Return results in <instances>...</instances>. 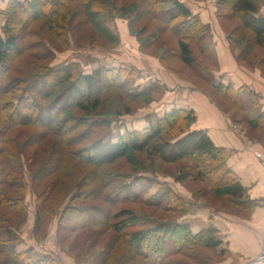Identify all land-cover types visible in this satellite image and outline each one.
I'll list each match as a JSON object with an SVG mask.
<instances>
[{"label": "trees", "instance_id": "16d2710c", "mask_svg": "<svg viewBox=\"0 0 264 264\" xmlns=\"http://www.w3.org/2000/svg\"><path fill=\"white\" fill-rule=\"evenodd\" d=\"M72 1H8L6 8L0 11L5 18L0 25V79L11 62L23 54V31L35 19L41 18L60 45L69 49L71 38L67 25L70 22L69 5ZM81 1L89 9H102V13L94 12V17L98 18L94 20L95 25L111 31L112 35H106L117 41V15L122 16L126 12L124 17L130 20V31L134 32V23L148 14L147 10H140L139 3L135 1L130 3L128 10L120 6L113 14L110 12L112 5L109 0ZM167 1L147 0L146 9L156 12L157 20L163 23L151 32L153 41L171 32L177 40V46L171 54L177 55L187 66L198 68L200 63L194 56L192 43L201 41L202 51L209 52L211 25L193 14L181 0H173V7L164 11ZM259 1L217 0V4L229 7L234 14L242 17L246 29L252 32L256 43L264 48V13L260 11ZM144 42L147 43V40ZM166 58L160 56L164 66L168 65ZM53 59L54 56L30 79L14 78L10 83L0 81V122L4 125L5 136L1 165L11 170L19 169L21 173L20 178L15 179L9 172L0 177L2 264H61L55 256L40 252L32 244L27 249H17V245L25 242L18 232L19 227L13 225L12 217H26V194L31 186L34 194L35 236L44 232L49 219L56 216L59 208V224L65 223L60 224V228L66 234L85 231L91 225L101 227L86 234V241L93 238L89 247L94 249L100 246L101 249L98 253H91L90 260L85 264H184L178 256H183L181 254H186L188 250L195 255L194 251L199 248L209 251L216 249L221 244V232L214 227L194 232L188 223L180 222L186 213L184 200L168 182L159 183L160 192L156 197H145L152 189L153 181H157L151 173L156 171L150 172L151 168L139 165L135 170L137 175L113 174L110 181L100 178L97 171L122 157L136 164L137 155L141 153H147L148 159L156 156L166 163L190 160L194 167H208V170H199L196 177L209 185L214 208L243 214L252 204L248 188L228 165L225 148L216 146L205 130L193 128L197 120L196 112L184 108L164 113L150 112L145 116L148 125L143 130H128L116 141L105 142L100 138L81 146L97 128L111 125L109 115L92 117L99 116L93 114H97L102 106L104 99L102 101L101 95L105 91L108 90L106 97L114 105L122 101L117 90H124L128 96L136 99L142 96L151 98L155 91L161 93L163 88L150 80L145 89L131 91L130 85L140 74L136 68L99 66L86 74L79 63L53 66ZM216 88L224 97H229V87L219 84ZM24 99L28 102L22 105ZM72 108L80 114H66ZM46 110L50 117L43 119ZM129 112V109H124L113 115ZM62 113H65L64 117ZM263 119L264 114L254 124ZM82 127L84 130L79 132ZM165 136L174 139L166 140ZM34 147H40V156H37L36 151L33 152ZM24 157L32 165L37 161L41 163L36 169L27 167L25 170ZM183 169L180 171L185 173ZM115 179L119 181L110 185ZM184 179L189 178L184 176ZM90 187L92 191L86 192L85 189ZM70 193H73L71 197ZM68 196L80 204H65ZM129 202H140L151 207L166 205L167 212L179 207L181 215L170 220L152 219L140 215L135 209L121 207V204ZM69 220L75 223L68 226L66 221ZM106 230L112 233L107 234ZM66 237L62 239L58 235L60 242L71 238L70 235ZM75 242L78 240L74 241V245L77 244ZM195 257H190L192 264ZM207 263L209 261L203 264Z\"/></svg>", "mask_w": 264, "mask_h": 264}, {"label": "rangeland", "instance_id": "374dc122", "mask_svg": "<svg viewBox=\"0 0 264 264\" xmlns=\"http://www.w3.org/2000/svg\"><path fill=\"white\" fill-rule=\"evenodd\" d=\"M8 1L9 0H0V11L6 8ZM109 1L112 5H110L111 14H113L115 11H118V8L120 6L125 10H128L130 3H133L134 1L139 3L138 6L140 10H147L148 14L143 17L141 21H137L134 23L136 24V29L134 32L130 31V20L124 17L126 12H123L122 16L117 15L115 19L116 26L119 31V38L117 41L112 40L108 37L112 35L111 31H106L95 25L94 20H97L98 18L94 17V14H96L94 12L102 13V9L101 11L100 9H89L83 1L73 0L69 5L71 17L70 22L67 25L70 31L71 38V46L69 47V49H66L65 47L60 45L59 41L46 28L45 23L41 18L35 19L31 21V23H29L26 29L23 31V54H21L11 62V66L6 70L5 73H3L0 81L2 80V82L4 83H10L14 78L30 79L37 71L42 70L43 67L50 62L49 60H52L53 56L54 59L53 61H51L53 66H60L68 63H79L82 67L83 72L87 74L93 72V70L99 66H106L108 68H110L111 66L125 67L127 69L136 68L132 65V58L134 60H141L142 58H146L144 54L155 56L159 59L160 64H162L160 56L164 55L167 56L166 59H168V65L164 66L162 64L163 67L169 68L171 71H173V74L176 73L188 82L201 86V89L205 90L213 98H215V100L219 102L222 107L225 106V102L221 99V95L219 94L221 92L218 91V94L213 93L212 89L218 88L209 85L210 81L208 79L212 80L211 70H214L217 65L214 59H210L209 56H207V51V53L203 52L204 50L202 51L201 45L203 43L201 41L192 43L194 56L199 61L200 65L198 66V68L194 66H187L179 60L177 55L171 54L173 52V48L177 46V40L172 37L173 35L171 32L165 33L164 38H161L158 41H153V35L151 32H153V30L156 29L157 26H162L163 23L157 20L158 17L155 15L156 12L151 11L150 9H146L147 0ZM183 1L187 2L189 0ZM203 1L205 2L206 0H198L199 3H202ZM213 1H216V7L210 4ZM205 4L209 8V10L212 11L210 20L213 25V29L218 32L217 27L219 26L221 33L223 35L225 33V35L228 36V38L231 40L234 50L237 49L238 52L240 48H243L241 50H248V54L245 57L249 59L253 58L254 61L251 62L255 64L261 58V54L256 51V46L258 45L256 44L255 37L252 32L246 29V26H244V19L234 14L229 9V7L218 5L217 0H209V2L207 0ZM172 5L173 0H168L164 5L163 10L165 11L170 9L171 7H173ZM259 6L260 9L264 8V0L259 1ZM4 21L5 18L0 13V25H2ZM122 27H125V30L126 28H128V31L126 33L133 38L132 41L128 40V35L127 37H125L124 33L120 32V29H122ZM211 38H213L212 31L208 36V40L210 41ZM146 40L147 43L144 42ZM132 45H136V47L138 46L136 51L130 48L132 47ZM260 48L264 50V48ZM146 75H142L140 73L135 82L130 85V90L138 92L145 89L150 81ZM107 91H105L101 95V99L102 101L104 99V102L98 110V113L93 114L99 116L92 117H108L109 115V119L112 121L111 125L108 128H97L92 136L81 143V146L85 145L86 143L94 142L100 138H103L105 142L116 141L122 134H124L128 130H143L145 128L144 126L148 125L145 118L147 113L163 112L156 106L157 102L155 103V100L159 99V97L161 96V93L159 91H155L151 98L150 96H142L134 99L128 96L126 91L117 90L116 92H118V94L122 98V101L114 105L108 101L106 97ZM149 99H153L152 102H148ZM26 100L27 99H24V101L22 100V105L25 102H28ZM124 109H129L130 112L121 114L120 116L113 115L117 112H123ZM68 113L74 115L80 114L75 111V109L73 110V108L67 111L66 114ZM43 114V119L50 117V113L48 110H46ZM61 116L64 117L65 113H62ZM70 118L72 119V116H70ZM15 119L16 118L14 117V120ZM3 128L4 125L2 124V122H0V172H2L0 174V177H3L6 173L9 172L14 179L20 178L21 173H19V169L11 170L9 167L5 168L3 167V165H1V149L5 146V136L3 134ZM81 130H84V127L79 129L78 131L80 132ZM165 139L172 140L174 138L165 136ZM32 150L33 152L36 151L37 156L41 155L40 147H34L32 148ZM24 160L25 170H27V167L36 169L41 163L40 161H37L32 165L27 157H24ZM191 163L192 161L190 160H182L177 163H166L156 156L148 159L147 153H141L137 155L136 164H132L128 161L127 158L122 157L115 161L113 164H108L100 167L97 171L100 178L110 181L113 178V174L135 173L137 175V171L135 170L139 167V165L141 167H145L146 169L151 168V170L148 169L150 172H156H151L153 173V175H150L154 176L157 181H153L152 189H150L145 197H156L160 192L159 183L168 182L183 198L185 209L186 206L187 208H190L192 210L197 209L198 206L215 207V203L211 199L213 198L211 197V192L208 191L209 185L204 181L197 179L196 177L199 170H208V167L199 165H195L196 167H194L193 165H191ZM182 167H184L183 170H185V173L180 171ZM184 176H187V178L189 179H184ZM26 177L28 179V182L30 183L28 174H26ZM117 181H119V179H115L109 184H115ZM30 188L31 189H29L28 193L26 194V217L24 218V216L22 217L21 215L12 217V221L15 223H13V225L19 227L18 232L24 238L25 242L17 245L18 250L27 249L28 246L32 244L35 249L39 250L40 252L50 253L55 256L61 264H85L86 261L90 260L91 253L100 252V246H97L94 249L89 247V245L93 242V238H90L86 241V234L87 232L94 231L101 227L91 225L86 228L87 230L85 231L77 230L74 233L72 232L66 234V231L60 228V224L62 225L65 223L59 224L60 208L57 210L56 216L49 219V225H47V227L44 229V232L42 231L40 232L39 236H35L33 234V219L35 218L33 204L34 194L32 192V186ZM85 191L91 192L92 187L86 188ZM72 195L73 193H70V197ZM70 197H67V203L65 204H80V202L78 201L75 202L71 200ZM211 203H213L214 205H211ZM124 206L135 209V211L140 213V215H145L152 219L170 220L175 219L181 215L179 207H173L174 209L167 212L166 205H157L151 207L146 206L140 202H129L121 204V207ZM221 211L225 210L221 209ZM1 213L2 211H0V215ZM185 214H187V211ZM66 222L68 226H72L75 223V221L72 220ZM106 231L107 234L112 233L111 230ZM58 235L60 237H63L62 239L67 238V235H70L71 238L68 241L64 240L60 242ZM75 240H78V242H75L77 244L74 245ZM191 252V250L186 251V254H181L183 256H178V259L184 264H192V260L190 259V257L196 256L193 264H203L204 261H209V264H214L212 261H210L213 251L199 248L194 251L193 254L195 255H192ZM0 264H2L1 257Z\"/></svg>", "mask_w": 264, "mask_h": 264}, {"label": "crops", "instance_id": "0c3cea01", "mask_svg": "<svg viewBox=\"0 0 264 264\" xmlns=\"http://www.w3.org/2000/svg\"><path fill=\"white\" fill-rule=\"evenodd\" d=\"M205 2L183 1L193 14L212 26L213 38L208 42L210 53L207 51V56L216 61L217 69L211 70L209 85L216 88L223 84L230 88L229 97L219 93L225 106L222 107L201 86L163 67L155 56L143 53L146 58H142L143 61L132 58V65L162 86L161 96L155 101L162 113L175 108L196 112L193 128L205 130L216 146L225 148L228 165L248 188L252 200L243 214L221 211L212 206H198L193 210L186 206L187 214L180 222L188 223L194 232L209 227L221 232V244L212 250L210 258L214 264H254L253 259L261 252L264 243V171L255 155L257 150L264 151V119L254 124L264 114V50L256 43L261 58L255 64L251 62L253 58L245 57L248 50H234L231 40L221 33L219 26L218 32L213 29L212 11ZM210 4L216 7V1ZM261 11L264 13V8ZM127 29L122 27L120 32L132 41ZM130 48L136 51L138 46ZM212 90L218 94L217 89Z\"/></svg>", "mask_w": 264, "mask_h": 264}, {"label": "built area", "instance_id": "2783aa9c", "mask_svg": "<svg viewBox=\"0 0 264 264\" xmlns=\"http://www.w3.org/2000/svg\"><path fill=\"white\" fill-rule=\"evenodd\" d=\"M255 155L258 157L262 169L264 171V151H255ZM254 264H264V243L261 252L253 259Z\"/></svg>", "mask_w": 264, "mask_h": 264}]
</instances>
